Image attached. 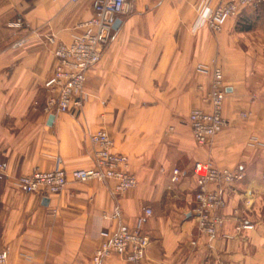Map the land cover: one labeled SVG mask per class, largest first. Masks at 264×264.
I'll use <instances>...</instances> for the list:
<instances>
[{"label": "crops", "instance_id": "crops-1", "mask_svg": "<svg viewBox=\"0 0 264 264\" xmlns=\"http://www.w3.org/2000/svg\"><path fill=\"white\" fill-rule=\"evenodd\" d=\"M216 3L128 0L101 61L86 74L83 106L47 115L50 41L71 42L92 16L91 0H0V250L8 249L7 264H92L121 225H139L149 238L142 260L111 254L99 264H264V3L224 20L214 34L200 20ZM215 68L225 126L198 146L188 116L210 110ZM99 130L112 153L126 156L134 189L116 195L111 181L69 177L93 167L89 136ZM196 163L242 174L232 185L208 186L224 201L214 212L223 219L214 236L196 224ZM57 167L68 183L56 195L14 186L19 176ZM175 169L179 180L171 182ZM242 224L252 229L237 232Z\"/></svg>", "mask_w": 264, "mask_h": 264}, {"label": "built area", "instance_id": "built-area-1", "mask_svg": "<svg viewBox=\"0 0 264 264\" xmlns=\"http://www.w3.org/2000/svg\"><path fill=\"white\" fill-rule=\"evenodd\" d=\"M78 1V0H74ZM264 0H217L207 17L200 20V26L217 34L226 19L237 17L246 8ZM92 16L79 25L80 32L72 37L71 42H54L53 56L55 64L50 76L43 84L45 102L43 112L47 115L67 113L83 106L86 94L84 83L86 74L101 61L103 51L110 41L113 26L129 11L128 0H91ZM19 27L21 24L18 25ZM18 42L15 47H21ZM225 91L220 69L212 72L209 91L206 99L209 111L194 109L188 116V126L193 140L198 146H204L225 126L222 117ZM246 117V114H241ZM94 147V165L92 168L75 170L69 177L74 182L111 181L112 192L116 195L134 189L137 185L135 177L127 171L126 156L111 152L112 140L109 135L99 130L89 136ZM5 165L0 163V179L4 175ZM199 172H202L201 174ZM192 174L196 178L197 191L194 195L196 224L198 230L214 236L221 227L223 219L214 212L224 206L218 190H209L210 185H232L242 179L238 171L219 170L212 165L194 164ZM179 180V172L172 171L171 182ZM68 183V175L61 167L49 172H35L15 178L14 186L24 194L49 197L60 193ZM144 216H151V210L145 209ZM252 226L242 224L237 232L250 230ZM225 239H232L224 235ZM149 238L138 226L121 225L116 232L105 240L95 251L92 264H99L101 259L111 254L121 256L127 262L138 263L144 256ZM8 249L0 250V264H7Z\"/></svg>", "mask_w": 264, "mask_h": 264}, {"label": "water", "instance_id": "water-1", "mask_svg": "<svg viewBox=\"0 0 264 264\" xmlns=\"http://www.w3.org/2000/svg\"><path fill=\"white\" fill-rule=\"evenodd\" d=\"M119 25H120V21L117 20V21L115 22L114 26H113V29H117ZM50 121H52V116H50V118H49V122H50ZM47 202H48L47 199H43V200H42V204H43V205H46Z\"/></svg>", "mask_w": 264, "mask_h": 264}, {"label": "rangeland", "instance_id": "rangeland-1", "mask_svg": "<svg viewBox=\"0 0 264 264\" xmlns=\"http://www.w3.org/2000/svg\"><path fill=\"white\" fill-rule=\"evenodd\" d=\"M261 3H264V2H260V3H258V4H255V5L257 6V5L261 4ZM255 5H254V6H255ZM199 173L201 174L202 172H199Z\"/></svg>", "mask_w": 264, "mask_h": 264}]
</instances>
